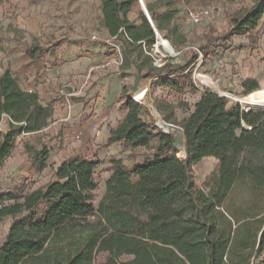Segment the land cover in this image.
<instances>
[{"label": "trees", "instance_id": "trees-1", "mask_svg": "<svg viewBox=\"0 0 264 264\" xmlns=\"http://www.w3.org/2000/svg\"><path fill=\"white\" fill-rule=\"evenodd\" d=\"M135 2L99 0L102 26L120 41L124 68L130 67L134 49L143 51L141 42L149 47L155 41L143 13L140 24L128 19ZM146 8L159 32L174 15L171 10L155 15L150 5ZM263 16L264 0H252L250 7L231 14L226 37L247 35L255 41L250 32ZM46 50L33 43L25 53L35 64ZM175 69L166 62L147 77L160 75L154 84L183 91L187 84L179 81L188 74L173 79ZM240 86L242 96L260 89L254 78ZM119 100L125 114L108 141L126 143L131 150L151 148L150 157L132 168L110 158L96 205L94 173L101 162L80 155L63 161L55 180L43 186L2 193L0 224L7 217L11 222L0 246V264H252L264 250V111L228 105L225 96L204 89L188 115L177 120V109H189L185 102L157 101L163 120L182 129L185 157L180 159L184 152H178L174 133L143 119V106L128 95L126 85ZM52 115L53 106L43 105L36 91L22 89L8 70L0 73V124L6 119L0 128V169L16 134L39 133ZM206 157L216 160V169L201 187L192 167ZM47 158L45 147L35 153L38 171Z\"/></svg>", "mask_w": 264, "mask_h": 264}, {"label": "rangeland", "instance_id": "rangeland-1", "mask_svg": "<svg viewBox=\"0 0 264 264\" xmlns=\"http://www.w3.org/2000/svg\"><path fill=\"white\" fill-rule=\"evenodd\" d=\"M142 1L145 7L147 4L152 7L155 15L165 10L174 13L169 25L158 31L174 52L170 53L167 61L176 66L174 73L170 75L173 79L183 78L175 74L181 70L185 72L192 64L187 73L188 77L185 81L180 79V83L193 84L196 90L219 92L228 99V105L240 107L242 104L237 98L243 97L240 86L242 80L254 78L260 89H264V16L250 32L255 41L250 42L247 35L226 37L231 14L241 7H250L252 0H214L208 4L197 1L184 4L182 0ZM134 6L140 8L138 0ZM202 7L212 9L210 17L201 24L189 23L185 17L186 10ZM102 27L99 0H2L0 73L8 70L18 79L22 89L39 92L40 101L51 106L62 103L64 92H73V97L69 98L76 99L87 91L86 88L97 86L96 78L100 72H103L101 76H107L112 69L123 67L122 46L119 44V54L113 45L106 42ZM158 39L156 38L155 43ZM33 43L47 49L46 54L35 64L29 61L25 53V49ZM159 49L164 52L162 47ZM97 52L105 56L112 55L113 67L105 65L104 58L94 60L92 56L97 55ZM133 57L130 67L123 74L130 72L133 63H141V70L147 73L154 68L144 50L139 53L138 49H134ZM199 74L209 77L216 88L202 84L197 77ZM154 76L144 78L143 88L134 95L129 92L130 76H123V85L128 87V95L132 99L134 97L145 102L146 105H142V118L153 120L160 128L149 105L152 102L156 105L157 97L153 94L156 91L157 85L154 82L157 78ZM197 95L198 92H193L190 88L183 91L174 88L163 101L173 104L185 102L188 105L189 109L179 108L175 111L177 120H181L190 111ZM252 109L264 111V108ZM5 123L4 120L0 125L1 129L5 128ZM172 125L175 128L168 131L173 132L174 136L182 132L178 125ZM99 130L95 136H99ZM51 136L49 130L36 134H16L13 150L0 169V195L5 192H27L55 180V169L67 156L60 153L59 149L56 151V145L51 147ZM44 146L50 147V157L46 161V167L38 171L34 155L36 152L42 153ZM80 154L93 157L92 152ZM151 154V148H137L126 153L122 162L131 167L135 162L149 158ZM108 157L101 161L94 173L97 182V188L93 191L95 205L104 191V180L108 176ZM215 169L216 160L211 157L194 164L192 171L197 185L204 187L206 177ZM10 222L11 218L7 217L0 224V246ZM263 259L264 250L252 264H264L260 262Z\"/></svg>", "mask_w": 264, "mask_h": 264}, {"label": "crops", "instance_id": "crops-1", "mask_svg": "<svg viewBox=\"0 0 264 264\" xmlns=\"http://www.w3.org/2000/svg\"><path fill=\"white\" fill-rule=\"evenodd\" d=\"M134 4L131 7V10L128 12L127 17L131 22L140 24L141 20L139 19V15L140 13H143V11L141 9V6L140 8H137L136 6H134ZM153 27L155 28L154 24ZM102 30L106 38H109L106 29L102 27ZM115 42L118 45L119 44L121 45L120 41L115 40ZM97 51H101V50H97ZM97 53H98L97 55L92 56L94 60L104 58L105 65L113 67L112 63L114 60L112 59V55L105 56L102 55L101 52H97ZM125 69L126 68L124 67L112 69L111 74L107 76L106 75L101 76L103 72H100L99 76L96 78L97 86L93 88L90 87L86 88L87 91H84L81 94V96L77 97L76 99L69 98V97H73V92L62 93L60 91L63 95L61 97L62 103L53 106V115L51 121L40 132L48 131V130L50 131L52 135L51 147L56 145L57 149L55 150L57 151L59 149L60 153L65 154V156H67V158L64 159L63 161L67 160L68 157L72 155L82 156L80 153L86 151L92 152L93 157H91V160L94 161L98 160L101 162L104 159H106L108 156H109L108 159L116 158V159H121L123 161L124 155L126 153L131 152L129 145L126 143H122V142L110 143L108 141L110 130L114 129L117 126L118 121L125 114V110L121 107V101L119 100L122 88L123 86H125L123 85V76L125 75L128 76L127 75L128 73L123 74V72H126ZM47 72L49 71L47 70ZM166 75L167 74H164L163 76ZM156 76H160V75H156ZM185 88L191 89V86L187 84ZM172 89L174 88L171 87V91ZM29 91H33V90L29 89ZM195 92H198L197 95V99H198L201 90H195ZM37 93L39 94V92ZM41 103L43 105H46V103L43 101H41ZM4 120L6 122V119H3L1 121V124ZM97 130H99V136H95ZM76 135L78 136L77 138ZM174 139H175V144L179 149V151L182 149L184 152V155L182 157L178 156L180 159H182L185 157L183 132H180L177 135H175ZM44 147L48 153V158H49L50 147L49 146H44ZM141 162L142 161H137L133 165H131V167L128 168H132L134 165L140 164ZM61 163H59V165Z\"/></svg>", "mask_w": 264, "mask_h": 264}, {"label": "built area", "instance_id": "built-area-1", "mask_svg": "<svg viewBox=\"0 0 264 264\" xmlns=\"http://www.w3.org/2000/svg\"><path fill=\"white\" fill-rule=\"evenodd\" d=\"M211 12H212V9L209 7L189 8L185 12V17H186V20L191 24H201L202 22L206 21L210 17ZM153 30L155 33V40H156V38H161L158 30H156L154 27H153ZM127 39H129V38H127ZM115 40H116L115 37H109V38H107L106 42L113 45L116 48L117 52L120 54L119 45L115 42ZM141 45H142V48H143L144 52L146 53V55H148L150 57L151 62H152L154 67H161L163 64H165L168 61L169 56H171L167 51H164L163 49L162 50L164 52L160 51L159 48H161V47H159V46L157 47V42L155 43V41L149 47H147L145 45V42H141ZM199 59H200V57H199ZM191 67H192V64H190L189 67L186 68V70H184L185 72H183L181 70L178 74H175V75H182L185 73L187 74L189 72L188 70ZM166 76H168V75H166ZM160 77L161 76H156V75L154 76V78H157V79H159ZM169 92H171L170 86L163 85V84L157 85L156 91L153 94L155 97H157L156 102L165 99L166 96H168ZM217 93L220 94L219 92H217ZM220 95H222V94H220ZM133 100L140 103L141 105H146L144 101L142 102L141 100H137L134 97H133ZM149 105L152 109L151 113L156 116V121L158 123V126L164 132H168V129L174 128V127H172V124L166 123L162 119L161 114L159 113V111L156 108L155 102H152ZM243 110H245V109H243ZM245 111H247V110H245ZM162 125H164L165 127H163ZM180 130L182 131L181 128H180ZM77 137L78 136L76 135V138ZM82 156L86 157V158H91V157L86 156V155H82Z\"/></svg>", "mask_w": 264, "mask_h": 264}, {"label": "bare ground", "instance_id": "bare-ground-1", "mask_svg": "<svg viewBox=\"0 0 264 264\" xmlns=\"http://www.w3.org/2000/svg\"><path fill=\"white\" fill-rule=\"evenodd\" d=\"M162 47L164 51H167L169 54H174L172 47L169 42L162 37L157 41V47ZM198 79L205 86L210 88H216L213 81L204 75H197ZM237 100L242 104L243 109L249 110L251 108H264V89L256 90L246 96L238 97Z\"/></svg>", "mask_w": 264, "mask_h": 264}, {"label": "water", "instance_id": "water-1", "mask_svg": "<svg viewBox=\"0 0 264 264\" xmlns=\"http://www.w3.org/2000/svg\"><path fill=\"white\" fill-rule=\"evenodd\" d=\"M141 6V9L146 16L147 20L153 26V23L149 17V14L147 12V9L143 3L142 0H138ZM157 30V29H156ZM130 79H129V87H130V95L136 94L138 91H140L143 88V80L147 77V72L142 71L141 67L137 63L132 64V68L129 72ZM172 127L175 128V126L172 125Z\"/></svg>", "mask_w": 264, "mask_h": 264}]
</instances>
